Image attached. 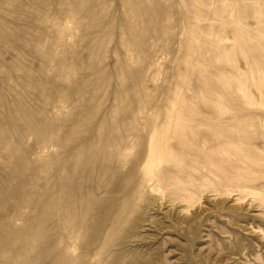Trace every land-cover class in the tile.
<instances>
[{
	"label": "rangeland",
	"instance_id": "374dc122",
	"mask_svg": "<svg viewBox=\"0 0 264 264\" xmlns=\"http://www.w3.org/2000/svg\"><path fill=\"white\" fill-rule=\"evenodd\" d=\"M0 264H264V0H0Z\"/></svg>",
	"mask_w": 264,
	"mask_h": 264
},
{
	"label": "bare ground",
	"instance_id": "6f19581e",
	"mask_svg": "<svg viewBox=\"0 0 264 264\" xmlns=\"http://www.w3.org/2000/svg\"><path fill=\"white\" fill-rule=\"evenodd\" d=\"M190 112V111H189ZM169 113V112H168ZM212 113V112H211ZM168 115V114H167ZM194 115V114H193ZM166 117V116H165ZM194 117V116H193ZM168 118H170V119H172L173 118V115L171 114V115H169V117ZM194 118H197L198 119V116L197 117H194ZM230 118V117H229ZM153 119V118H152ZM199 119H200V117H199ZM203 119V118H202ZM201 119V120H202ZM207 119V118H206ZM206 119H203V121H201L200 122V120H198V123L195 125V126H198V125H203V124H205L206 125V122H205V120ZM212 119H213V117H212ZM214 119H216V118H214ZM174 120V119H173ZM223 120H225V119H223ZM175 121V120H174ZM189 121H192L190 118L188 119V120H186V128H188L189 130H191L192 131V134H196V132L193 130L194 129V126H193V124L192 125H189ZM193 122V121H192ZM221 122V121H220ZM176 123H178V122H176ZM181 123V122H180ZM226 123V122H225ZM237 123V122H236ZM151 124V123H150ZM218 124V123H217ZM224 124V123H223ZM174 125V124H173ZM247 125V124H246ZM168 126H169V124H168ZM237 126V125H236ZM168 128V127H167ZM177 128H179V127H177ZM229 128V127H228ZM180 129H182V128H180ZM196 129V128H195ZM165 130V129H164ZM204 130V129H203ZM222 130V129H221ZM196 131H197V129H196ZM201 131V130H200ZM223 131H224V129H223ZM163 132V131H162ZM186 132V131H185ZM204 132H205V130H204ZM217 132V131H216ZM176 133V132H175ZM178 133V132H177ZM218 133V132H217ZM184 134V133H183ZM182 134V135H183ZM186 134V133H185ZM197 134H199V133H197ZM196 134V135H197ZM202 134V133H201ZM200 134V135H201ZM204 134V133H203ZM163 135V134H162ZM168 135V134H167ZM173 135H176V134H173ZM178 135V134H177ZM181 135V136H182ZM220 135V134H219ZM218 135V136H219ZM228 135V134H227ZM164 136V135H163ZM220 136H223V135H220ZM219 136V137H220ZM180 137V136H179ZM246 137V136H245ZM181 138V137H180ZM186 138H188V137H186ZM186 138H185V140H186ZM196 138V137H195ZM208 138V137H207ZM198 139H199V137H198ZM211 139H212V141L215 143V145L214 146H212V144L210 145V147L209 146H207V142H208V140H209V138H208V140H206V137H205V140H202V141H199L198 143H197V141L195 142V144H194V148H196L195 150H199V149H201V148H203L204 150H205V148L206 149H209V150H211L212 152H216V151H218L217 150V148L220 150L219 152H217L218 154H221L222 156H223V159H225V160H227V158H226V156H228L229 154L231 155V150L230 149H227V147H229V146H226L225 147V145L224 144H221V141H219V138H217V137H213V135H212V137H211ZM159 140V139H158ZM169 139H165L164 140V142H163V144H165V148L163 149V152H168V150L170 149V147L168 146V141ZM194 140V139H193ZM200 140V139H199ZM163 141V140H162ZM191 141V140H190ZM192 143V142H191ZM191 143H189V145H192L193 146V143L191 144ZM162 144V143H161ZM217 144V145H216ZM179 145V144H178ZM183 145V144H182ZM173 146V145H172ZM186 146H188V145H186ZM185 147V146H184ZM189 147V146H188ZM175 148V147H174ZM177 148V147H176ZM187 148V147H186ZM191 149V148H190ZM150 151V150H149ZM170 151V150H169ZM179 151V150H178ZM189 151H192L193 152V150H189ZM161 152V151H160ZM199 152V151H198ZM204 152V151H203ZM152 153V152H151ZM169 153V152H168ZM171 153V152H170ZM190 153V152H189ZM193 153H195V152H193ZM216 153V154H217ZM197 154V153H196ZM205 154V153H204ZM215 154H213V157H215L214 156ZM194 157H195V155H194ZM194 157H192V158H194ZM210 158V159H212L213 161L216 159H214V158ZM221 157V156H220ZM161 158V157H160ZM159 158V159H160ZM200 158H202V157H200ZM195 159V158H194ZM206 159H209V157L208 158H206ZM222 159V158H221ZM228 159H230V158H228ZM148 160H149V162H148V164H152L153 163V159H152V157H149L148 158ZM158 160V159H157ZM224 160V161H225ZM197 161V160H196ZM202 161H204V160H202ZM246 161V160H245ZM156 161H154V163H155ZM184 162V161H183ZM205 162H206V160H205ZM216 162V161H215ZM227 162V161H226ZM191 163V162H190ZM223 163V162H222ZM183 164V163H182ZM197 164V163H196ZM195 164V165H196ZM215 164V163H214ZM224 164V163H223ZM190 165V164H189ZM188 165V166H189ZM226 165V164H225ZM228 165H230V163L229 164H227V167H228ZM173 166H175V165H173ZM192 166H193V164H192ZM232 166V165H231ZM231 166H230V168H231ZM195 167H197V166H195ZM220 167V166H219ZM234 167V166H233ZM198 168V167H197ZM222 168V167H221ZM238 168H239V166H238ZM188 169V168H187ZM163 170V169H162ZM182 170V169H181ZM200 170V169H199ZM183 172V171H182ZM218 173V172H217ZM165 174V173H164ZM235 174V173H234ZM190 175V174H189ZM214 175V174H213ZM239 175V174H238ZM220 176V175H219ZM218 176V177H219ZM222 178V177H221ZM227 180V179H226ZM229 180V179H228ZM166 181H168V180H166ZM165 181V182H166ZM225 181V180H224ZM142 184V183H141ZM228 184V183H227Z\"/></svg>",
	"mask_w": 264,
	"mask_h": 264
}]
</instances>
